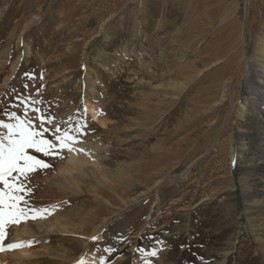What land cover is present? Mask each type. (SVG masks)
<instances>
[{
  "label": "rangeland",
  "instance_id": "374dc122",
  "mask_svg": "<svg viewBox=\"0 0 264 264\" xmlns=\"http://www.w3.org/2000/svg\"><path fill=\"white\" fill-rule=\"evenodd\" d=\"M11 2L0 17V121L15 124L19 117L39 130L41 113L54 117L45 138L57 150L54 127L78 138L82 127L95 126L84 137L91 150L65 148L64 159L29 150L52 166L26 182L29 206L61 204L79 233H52L47 247L25 237L35 243L26 247L33 253L28 263L140 264L148 258L143 264H160L147 254L163 243L170 248L166 264H264V162H251L263 155L264 130L246 101L252 96L245 81L251 43L264 30V0ZM229 21L235 29L225 27ZM230 29L233 42L217 47ZM238 49L241 56L230 65ZM223 92V104L211 103ZM200 131H208L207 138L187 144L182 161L151 168ZM6 135L0 127V138ZM88 152L100 153L96 160L104 165H83ZM142 173L157 175L156 183ZM76 176L77 191L67 181ZM84 235L98 239L86 243ZM3 253L0 264H11Z\"/></svg>",
  "mask_w": 264,
  "mask_h": 264
},
{
  "label": "bare ground",
  "instance_id": "6f19581e",
  "mask_svg": "<svg viewBox=\"0 0 264 264\" xmlns=\"http://www.w3.org/2000/svg\"><path fill=\"white\" fill-rule=\"evenodd\" d=\"M144 1V0H143ZM218 1V0H217ZM223 2V0H221ZM11 0H6L5 3H4V7L3 9L1 10L0 12V17L5 13L6 10H8V7H9V4H10ZM142 2V1H141ZM209 2V1H208ZM212 2V1H211ZM12 3V2H11ZM214 3V2H213ZM102 4V3H101ZM209 5V4H207ZM214 5V4H213ZM98 6V5H97ZM138 10V9H137ZM142 12V11H141ZM136 13V12H135ZM134 13V15H135ZM144 13V11L142 12ZM138 14V13H137ZM207 14V13H206ZM217 14L215 13L214 16H216ZM141 16V14H140ZM207 16V15H206ZM67 17V16H66ZM143 17V16H142ZM11 18V17H10ZM71 18V17H70ZM73 18V16H72ZM135 18V17H134ZM252 18V16L250 15V19ZM105 19V18H104ZM136 19V30H139V27L138 25L141 23V21H137L138 18H135ZM144 19V17H143ZM0 20H2L0 18ZM60 20V19H59ZM70 20V19H69ZM83 20V19H82ZM140 20V19H139ZM104 22V21H103ZM230 22V21H229ZM226 23V28L227 27H233L235 29V22H230V23ZM60 23V22H59ZM70 23V21H69ZM250 25H252V22L250 23ZM264 25V24H263ZM141 28V27H140ZM10 29V28H9ZM234 29H230V33H229V36L226 35V36H222L220 38H218V40L221 41V43H218L216 44L217 47L219 46H222V44H225L224 47H226V45H228V41L230 42H233L234 40V37L231 38V35H233V30ZM264 29V28H263ZM10 31V30H9ZM11 32V31H10ZM226 42V43H225ZM47 43V42H46ZM49 43V42H48ZM254 46L253 47V54L252 56L250 57L251 61L249 60L247 65L245 64V72H246V76H245V81H246V86L247 88L249 89V93L251 94L252 98L251 99H246L247 102H249V106H250V111L253 113V116L255 117V119L257 120V124L261 125L262 126V129L264 130V30L260 31L259 34H257V36L253 39V42L251 43V46ZM235 47V46H234ZM30 50V49H29ZM229 51V50H228ZM21 52V51H20ZM31 52V51H30ZM45 52V51H44ZM232 52V51H231ZM234 52V51H233ZM227 53L225 48L223 49V51L220 53V54H225ZM229 53V52H228ZM31 54V53H30ZM216 54V53H215ZM70 55V54H68ZM218 55V54H217ZM143 56V55H142ZM241 56V51L238 49L236 51V53L232 54L231 53V56L229 55V64L230 65H234L236 60ZM142 57H140L141 59ZM45 59V57H44ZM139 59V58H138ZM139 59V60H140ZM85 63V62H84ZM88 63V62H86ZM3 65V62L1 63ZM88 66V65H87ZM106 68V67H105ZM50 69V68H49ZM153 70V69H152ZM16 71V70H15ZM15 73V72H14ZM93 73H96V70H93ZM110 73L111 75L113 76H117V70L115 71L114 69L110 70ZM13 74V73H11ZM34 76V75H33ZM10 77V76H9ZM10 79H12L10 77ZM8 82V81H7ZM97 83V82H96ZM7 84V83H6ZM169 86V85H168ZM179 85H177L176 87H178ZM173 87V86H172ZM217 88L216 85H213V88L212 89H215ZM35 91V90H33ZM221 91H223V88L221 89ZM39 94V93H38ZM94 94H96V91L94 92ZM173 94V93H172ZM40 97V96H38ZM35 96L32 98V99H37L38 98ZM26 98V97H25ZM194 98V97H193ZM217 96H214L212 99H211V103H214V104H223L224 102V98H225V92L221 93L218 98ZM34 99V100H35ZM43 99V98H42ZM23 100V99H22ZM28 100V99H26ZM191 100V98H190ZM38 101V100H37ZM33 102V101H32ZM41 102V101H40ZM46 102V101H45ZM190 103V101H188ZM192 102H193V99H192ZM226 102V101H225ZM34 103V102H33ZM44 103V102H43ZM200 103V102H199ZM36 104V103H35ZM48 105V104H46ZM190 105V104H189ZM194 105V103H193ZM192 105V107H193ZM42 106V105H41ZM40 106V107H41ZM45 106V105H44ZM50 106V105H49ZM196 106V105H195ZM38 107V106H37ZM211 109L215 108V106H207ZM48 108V106H47ZM101 108V107H100ZM191 108V107H190ZM39 109V107H38ZM43 109V108H42ZM41 111V110H40ZM46 112V111H44ZM61 112V111H60ZM221 113V112H220ZM3 114V113H2ZM158 114V113H156ZM94 119L95 118V113H92L91 114ZM51 116V115H50ZM160 116V115H159ZM213 116V115H212ZM10 117V116H9ZM8 118V117H7ZM65 118V117H64ZM221 118V117H220ZM151 119V118H150ZM210 121H213V119H209ZM215 122V121H214ZM80 123V122H79ZM90 123H91V120H90ZM152 123V122H151ZM88 126V125H87ZM86 127H82L80 130V134H78V138L77 140L79 141L77 144H74V148H84L85 150L86 149H90L88 146H86L85 144V140L87 141V138L90 137V132H93L91 130L92 127H95L94 124L93 125H90L89 128ZM119 127V126H118ZM167 127V126H166ZM112 128H116V127H112ZM134 128V127H133ZM111 129V128H110ZM122 129V128H121ZM131 129V128H129ZM119 130V129H118ZM132 130V129H131ZM217 130V129H215ZM110 131V130H109ZM113 131V129H112ZM175 131V130H173ZM111 132V131H110ZM119 132V131H118ZM122 131L120 130V133ZM165 132V131H164ZM163 132V133H164ZM170 132V131H169ZM207 132L208 131H205V132H202L200 131L199 133L195 134V136H191L189 138H182V140L172 149H165V153L163 154V156H161L159 159L155 160L152 164V167L151 168H154V167H160L162 164L165 165L166 167H168V165L170 164H173L174 162H179L183 157H184V153L186 151L189 150V146H187V144H190V147L195 144H197L198 142H200L202 139H204L205 137L207 138ZM166 133V132H165ZM81 135V136H80ZM84 135V136H83ZM85 135H89L86 137V139L84 140V137ZM161 135V134H160ZM168 135V134H167ZM165 135L164 138L167 136ZM170 135V133H169ZM172 135V134H171ZM175 135V134H173ZM246 135H243L242 137L246 139L245 137ZM172 137V136H171ZM170 137V138H171ZM247 138H249L247 136ZM124 139V138H123ZM169 139V138H168ZM162 140V138H161ZM244 140V139H243ZM247 140V139H246ZM163 141V140H162ZM176 141V140H175ZM168 140L165 141V143H167ZM177 142V141H176ZM262 152H263V155L261 157V159L259 158H256L255 160H251V162H255L256 164H258L260 161L261 162H264V160L262 161V159H264V138H263V142H262ZM172 146V145H171ZM246 146H248V144H246ZM249 147V146H248ZM249 149V148H248ZM260 149V150H261ZM99 150V149H98ZM160 150H162V148H160ZM258 150V151H260ZM189 152V151H188ZM261 154V153H260ZM77 155V154H76ZM90 155V157H89ZM108 155V154H107ZM98 156L100 157V153L98 154H95L94 152H88L86 155H85V158L83 160H81L80 162L83 163V165L87 166V165H93L97 168H99L100 166L104 165V162L102 159H98L99 161H97L96 159L98 158ZM261 156V155H260ZM259 156V157H260ZM96 157V158H95ZM102 158H104V155L101 156ZM107 157V156H106ZM182 161V160H181ZM260 162V163H261ZM263 164V163H262ZM173 166V165H172ZM163 167V166H162ZM78 170L82 171V169L78 166L77 167ZM165 168V167H164ZM146 169V167H145ZM168 169V168H167ZM215 169V168H214ZM87 171V170H85ZM167 171V170H166ZM213 171V170H212ZM150 172V171H149ZM148 172V173H149ZM146 173V172H144ZM142 173V174H144ZM145 175V174H144ZM173 175V174H172ZM157 177V175H145L144 179L145 178H148V179H153L154 182L156 183L155 181V178ZM160 178V177H159ZM169 178V176H168ZM79 179V177H74L73 179L72 178H67V181H68V184L75 190L77 191L78 190V185H77V180ZM141 179V178H140ZM138 180V179H137ZM211 180V179H210ZM150 181V180H149ZM194 181V180H193ZM128 183V182H127ZM126 183V184H127ZM158 183V182H157ZM162 183V182H161ZM190 183V182H189ZM153 187V186H152ZM120 191L123 192V189H119ZM122 192H115L116 195L120 196L121 199H123V197L125 196ZM50 197L52 195H49ZM43 197V196H42ZM158 197V196H157ZM111 202H112V199L110 197H107ZM205 198V197H204ZM157 201V200H156ZM175 206V205H174ZM44 207V206H43ZM60 207H61V204H55V205H52L50 207V210H51V215H48L46 219H43V220H39L35 223L29 221L27 224H21L19 226H16L15 228V233L13 234L14 237L9 241V242H24L23 239L25 237H31L32 239L35 238V241L37 240V244H40L42 245L43 247H47V239L53 234H55L56 232L58 233H63V234H71L75 236V234L79 233L78 232V229H75V226H74V223H73V214L72 213H64V212H61L60 211ZM171 207V206H170ZM173 207V206H172ZM180 210V209H179ZM177 211V210H176ZM161 213V212H160ZM148 217V216H147ZM165 218H163L164 220ZM162 220V221H163ZM167 222H168V219H167ZM164 223V222H163ZM166 223V222H165ZM89 224V222H86L85 224H82V227H86L87 225ZM165 225V224H164ZM141 227V226H140ZM142 228V227H141ZM161 228V227H160ZM159 228V229H160ZM145 229V228H144ZM153 230V229H152ZM166 236H169L171 235V233L168 231L166 232ZM165 234V233H164ZM138 237H140L142 235V233H138L137 234ZM79 236V235H77ZM84 242L86 243H89L91 241H93V238L91 236H88V235H84V236H81L80 237ZM26 240V239H25ZM137 241V240H136ZM34 242V241H33ZM35 244V243H33ZM32 244V245H33ZM52 245V244H51ZM136 246V245H135ZM40 247V246H39ZM28 248V247H27ZM49 248V247H48ZM52 248V246H51ZM47 249V248H45ZM56 249V248H55ZM158 253H159V256L156 257L157 259L160 260V264H166L167 262V256H168V253L170 252V248L168 247V244H163V243H156L155 244V248ZM49 250V249H48ZM47 251V250H46ZM51 251V249H50ZM57 251V250H56ZM87 252V251H86ZM128 252H131L132 254L134 253L136 255L137 253V250L135 247H130V249L128 250ZM54 253V251L52 252ZM73 253V251H72ZM5 254V253H3ZM35 254V253H34ZM39 254L41 253H38L37 254V257H39ZM49 254V253H47ZM56 255L58 253H55ZM66 254V253H65ZM10 260H12L11 264H27L28 263V260H29V257H32L33 256V253H31L29 251V249L27 250L26 247L24 248H21V249H18V250H15V251H7V254H6ZM36 256V255H34ZM44 256V255H43ZM148 256V255H147ZM2 257V255H1ZM54 257V255H53ZM57 257V256H56ZM68 257V255H66V258ZM7 258V257H6ZM63 258V257H62ZM70 258V257H69ZM145 258V257H144ZM54 259V258H53ZM93 259V257H92ZM249 259V258H248ZM63 260V259H62ZM64 260H66L64 258ZM68 260V259H67ZM146 260H148V258L146 259H142L139 263L140 264H143ZM33 261V260H32ZM71 261V259H70ZM69 262V261H68ZM147 262V261H146ZM225 260L222 262V264H224ZM249 262V261H248ZM29 264V263H28ZM221 264V263H220Z\"/></svg>",
  "mask_w": 264,
  "mask_h": 264
},
{
  "label": "snow or ice",
  "instance_id": "6c2138e0",
  "mask_svg": "<svg viewBox=\"0 0 264 264\" xmlns=\"http://www.w3.org/2000/svg\"><path fill=\"white\" fill-rule=\"evenodd\" d=\"M34 111L40 112L39 109H34ZM15 119L17 120L15 124H5L0 121V127L7 129V135L0 138V185H3L0 188V253L31 247L34 243L28 241L5 244L8 228L14 225L19 226L22 223L27 224L29 221L35 223L51 215L50 209L31 207L28 200L25 199V196L31 193L26 182L31 181L32 174L52 167L31 155L29 150L42 153L44 156L57 155L60 159H64L60 153L65 148L69 152L83 151V149L72 148L70 142L74 144L79 141L68 131L60 135L61 129L59 127H54L53 131V135L59 143V150H57V144L45 138V133L49 131L45 125L51 124L55 119L54 117H47L41 113L38 117L40 121L39 130L31 121L25 122L19 117H15ZM97 239L98 237H93V240ZM106 251H111V249ZM147 255L158 257L159 253L153 249ZM78 264H85V261L80 260Z\"/></svg>",
  "mask_w": 264,
  "mask_h": 264
}]
</instances>
